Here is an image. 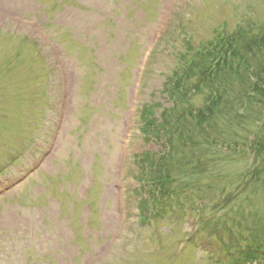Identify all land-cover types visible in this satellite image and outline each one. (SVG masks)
Returning a JSON list of instances; mask_svg holds the SVG:
<instances>
[{
  "label": "rangeland",
  "instance_id": "rangeland-1",
  "mask_svg": "<svg viewBox=\"0 0 264 264\" xmlns=\"http://www.w3.org/2000/svg\"><path fill=\"white\" fill-rule=\"evenodd\" d=\"M237 27L264 34V0H0V264H232L239 230L264 225L260 190L213 213L253 169L238 144L216 148L210 199L159 215L150 199L151 224L137 186L147 198L140 158L161 149L139 133L142 107L169 106L187 44Z\"/></svg>",
  "mask_w": 264,
  "mask_h": 264
},
{
  "label": "trees",
  "instance_id": "trees-1",
  "mask_svg": "<svg viewBox=\"0 0 264 264\" xmlns=\"http://www.w3.org/2000/svg\"><path fill=\"white\" fill-rule=\"evenodd\" d=\"M254 32L239 27L225 34L220 32L197 46L189 45V51L180 54L182 63L174 69L166 87L170 106L160 112L159 119L154 105L143 106L139 133L144 140L161 147L156 155L145 153L138 157L146 175L142 186L147 187L145 191L155 211L158 209L157 215L164 202L169 211L180 209L178 199L190 192L206 196L204 201L210 199L212 181L218 180L214 160L222 151L216 148L234 150L232 142L242 152L249 149L255 154V166L236 177L235 182L241 184L236 191L226 197L225 188H221L211 198L213 213L233 212V198L264 192V125L256 128L260 134L254 135L253 124L250 129L238 119L244 113L250 115L249 111L252 120L261 114L264 118V34ZM198 95L203 97V104L193 105ZM237 126L253 140L239 136ZM147 205L143 200L139 209L144 220L152 215ZM211 217H204V221ZM239 231L235 245H229L232 264L264 260V225L251 229L246 223Z\"/></svg>",
  "mask_w": 264,
  "mask_h": 264
}]
</instances>
